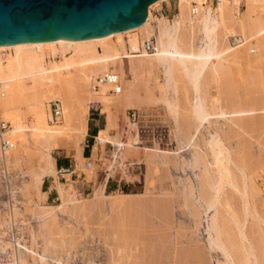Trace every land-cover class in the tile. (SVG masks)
I'll use <instances>...</instances> for the list:
<instances>
[{
    "label": "bare ground",
    "instance_id": "obj_1",
    "mask_svg": "<svg viewBox=\"0 0 264 264\" xmlns=\"http://www.w3.org/2000/svg\"><path fill=\"white\" fill-rule=\"evenodd\" d=\"M161 8L171 11L173 17H168L163 13L154 15L153 11ZM174 9H177V11L173 14L172 11ZM126 37H128V40ZM230 37H234V39L230 41ZM149 38L154 39L153 50L146 51L141 49L142 42ZM230 58L234 61H245V63L264 62V0H154L147 6L145 21L134 28L111 32L101 37L70 40L34 39L0 44V120L7 126V138L12 143L6 153L9 156L10 163L20 170L22 177L20 186L21 203L14 204L12 207L10 205V211L13 214V217L10 218L15 219V221H21L22 219L24 224L27 220H34V224L30 223L32 221H28L27 239H24V236H20L19 233H14L12 238L7 237L5 246L11 248V253L7 255L8 262L6 264H30L31 261L27 260L28 257L33 258V263L39 262L41 264H70L71 259H74V256H76V252L73 251L75 248L73 247L74 244L69 247L70 240L62 236L66 234V224L73 223L71 224L72 226L78 224L77 221L82 211H85L86 204L75 197L78 193L72 183L71 172L65 174L67 176L66 183L58 182L59 204L46 205L43 203L46 197L43 194L45 190L42 188L45 178L54 176L58 171L56 158L53 155L54 151L59 149L66 150L67 154H71L76 166H82L81 160H83V157L86 158L83 155V144L84 138L88 134L89 111L92 106H97L99 113L102 114L103 101L98 97H90L85 101L83 112L73 126L72 100L74 92L82 89L86 92L94 93L96 96L102 94L104 90L113 92L112 85L106 83L99 84L98 90L93 91L91 88L92 83L98 76L105 72L113 71L118 73L121 86L119 93H113L120 94L123 89L121 81L127 74L126 69L136 71L149 60L155 61L158 65L165 68L167 80L166 85L164 84V87L166 86L165 92H167L165 101L175 118V122H179V116L182 113L178 95V75L182 73L185 77L184 79H186L185 81L183 79V81L188 84L187 89L190 93V96L188 95L190 97L189 112L187 113L194 117L196 123L193 139L195 134L197 135L201 132L202 127L207 128V132L210 134L208 140L205 137L208 143L206 156L210 154L213 161L211 160L210 162L206 156H202L199 159L200 161L201 158L203 159L201 164L205 163L209 166L213 165V167L208 166V168L206 167L207 170H205L203 168L206 165H204L202 171L207 172V177L206 180L202 181L200 191L198 188L197 190L200 192L199 199L203 200V202L199 201L201 202L200 207H203V209L198 208L202 210V212H199L200 219L201 223L204 224L203 227H205V233L203 231L204 235L207 236L205 245L208 247L206 249L212 259L211 261L216 264L219 263V260L221 262V259H217V250L218 247H221L226 258L231 262L230 264H263L261 259H263L264 255L262 256V253L264 254V252L259 251L262 248L257 247L259 243L255 244L259 239L253 241L254 238L250 237V235H254L255 232H253L254 234L248 233L249 230L246 226L248 217L252 216V211L255 209L253 205L257 208L255 201L252 202L253 205L251 207V200L253 201L256 197L254 198V186L249 183L251 181H246V177L249 176V173L251 174L250 178H256V176L254 177L252 171H249V168L244 164V159H241L242 157L238 159L233 157L235 154L230 146L231 141L226 137L227 135H222L219 128L213 127L215 122H224V120L236 118V126L239 129H244L243 122H240V124L237 121L252 116L251 111L254 108H247L246 106V108H237L231 111L220 108L217 111L215 108L208 106L206 100L207 91H205L203 83L204 74L210 64H213L214 71L211 73L214 74V78L222 80L223 76L220 70L214 65L220 59L228 60ZM118 63L121 65V70H111ZM205 85L207 84L205 83ZM59 96L61 100H56V97ZM236 99L238 100V98ZM53 101L59 103L60 115L56 118L58 119L63 114L62 123L56 122L53 118L50 107V103ZM132 102L133 99L131 98L128 105H131ZM236 103L235 106L237 105ZM235 106L233 107L236 108ZM109 117L111 118V115ZM113 124L111 118L106 127L100 132L98 131V134L95 135V144L99 141L102 144V140L112 129ZM235 128L234 130H236ZM250 128L252 129L251 125ZM67 129H72L74 134L70 145L63 142L62 138V134ZM251 129H249L250 132L252 131ZM223 132L225 133L226 131ZM116 143L117 147H119L117 148L118 157H122L119 150H121L120 147L124 143L119 140ZM14 153H16L15 156ZM22 153L30 155L33 165V170L29 173L31 179L26 186L25 182L28 180L29 175L27 174L26 165L18 158V155ZM36 155H38V158L35 160ZM240 155H242L241 152L237 156L239 157ZM196 158L198 159L197 156ZM209 162H213V164L210 165ZM232 163L236 166L237 171L231 168ZM196 164H199V161ZM106 174L104 180L98 181L97 189L101 192L105 191L106 183L111 176L109 171ZM196 186L192 184L189 187L193 196L198 193ZM31 188L38 189L41 192V196L38 199L30 197L31 204L28 207L29 198L27 196H30ZM260 189L262 191L263 188L259 185L257 193L260 192ZM189 194L191 195V193ZM123 195L137 196L143 195V193H127ZM236 195L241 196L240 199H243V203L239 201L240 205L242 204L241 206H243L242 211L244 209V213L242 211L240 213L243 216L238 213V205L235 204L234 208L232 203V198ZM115 197V194L106 195L109 204L117 208L123 207V203ZM148 200H145L147 203L144 202V205L148 204ZM140 201L142 202V200ZM160 201L159 203L164 202ZM234 201L236 203L235 198ZM164 204L169 203L166 201ZM196 204L199 205L200 203L197 202ZM155 209L157 210V204ZM258 213H255V219H259L260 224L262 223L263 225L264 214H260L262 216L258 217ZM116 217L120 221L119 216L116 215ZM37 224H39V229L35 230L34 228L37 227ZM229 225H233V228L232 226L230 228ZM16 226L19 230L20 224ZM257 226L260 227V225ZM64 229L66 230L64 231ZM259 230L256 233L261 236L260 233H264V228H262L263 231L261 230V232ZM250 231L252 232V229ZM30 232L33 243L38 247H32L29 239ZM57 233L61 234L62 245L57 238ZM21 238L23 242H21ZM262 243L264 244V241ZM83 249L88 248L84 247ZM133 249L131 252H133ZM100 251V248L94 247L93 257L98 256ZM119 251L121 252L122 249ZM134 255L137 256L136 254ZM117 257L116 260L119 259ZM126 257L122 262L125 261ZM129 258H127L129 263L135 262L133 261L134 259L130 260ZM226 262H222V264H227L228 262ZM135 264H137V260Z\"/></svg>",
    "mask_w": 264,
    "mask_h": 264
},
{
    "label": "rangeland",
    "instance_id": "obj_2",
    "mask_svg": "<svg viewBox=\"0 0 264 264\" xmlns=\"http://www.w3.org/2000/svg\"><path fill=\"white\" fill-rule=\"evenodd\" d=\"M163 9L154 10V15L163 13L168 17H173L171 11H166L165 8ZM176 11L177 9H174L172 11L173 14L176 13ZM126 39L128 40V37H126ZM255 42L257 43V41ZM214 66H217L223 78L222 80L220 78H214V74H212L214 71L213 64H210L208 70L204 74V81L202 79L205 91H207L206 100L208 106L215 108L217 111L220 110V108L226 111L246 108V106L247 108H254V110L251 111L253 115L248 116L249 118H244L246 123H244V119L237 121L239 123L243 122L245 130L239 129L236 126V118L224 120V122H215L213 123V127L219 128L222 135H227L226 137L231 141L230 146L232 151L236 155L233 157H237L236 159L242 157L241 159H244V164L249 168V171H252L254 177L256 176V178H250L251 174L249 173V176L246 177V181H251L249 183H252L251 186H254L255 194H253L254 198H256L253 199V201L251 200V207L253 205L252 202L255 201L254 203H257V208L254 207V205L253 208L258 210L259 213L255 209H253V211H256L255 213H258V217H261L264 214V62L245 63V61H234L230 58L228 60L220 59ZM114 67H112L111 70H121V65L119 63L114 65ZM164 69L165 68L158 65L155 61L150 60L145 63V65L140 66L136 71H130V69L127 68V74L121 81L123 89L120 94H114L111 90L107 92L104 90L102 94L97 96L94 93H89L82 89H78L74 92L72 100L73 126L79 120L83 112L85 101L88 98L98 97L103 101L104 106L102 114L99 113V110L93 109H91L88 114L90 127L88 129V134L84 138L83 146L86 147L89 145V156L87 157H91V168H85L84 157L82 158L83 160H81L82 166L77 167L71 154H67L66 150L59 149L53 152L55 158L67 159V167L73 171L71 180L78 193L75 197L86 204L85 211H82L79 216L78 221H80H77L78 224L74 223L77 225L73 226L71 225L73 223L66 224L67 230L64 229V231L66 230V234L62 236L70 240L69 247H72L73 244V247H75L73 251L76 252V256H74V259H71L70 264H122L124 262V264H126V262H128L127 258L132 256L134 251V254L137 256L133 254L129 259H134L133 261L135 262H128V264H135L136 260L137 264H216L211 261L212 259L210 255H208L206 249L208 248L205 245L207 236L204 235L205 227H203L204 224L201 223L199 213L202 212L200 209H203V207H200L203 200L198 197L200 195L199 189H201V183L206 180L207 177V172L205 173V171H202V168L206 165L203 169L207 170L209 166L204 162V164H201L203 159L201 158L200 161L199 158L206 156L208 153V143L206 140H208L210 134L207 132V128L202 127L201 132L197 135L195 134L193 139L196 123L194 117L190 116V113H187L189 112L190 93L187 89L188 84H185L184 81L186 79H184L185 77L182 73L178 75V79L180 80H178V95L182 106V113L179 116V122H175V118L168 109V105L165 101L167 92H165L166 86L164 87V84L166 85L167 80ZM205 83L207 85H205ZM131 98L133 102L131 105H128ZM236 98H238V100ZM56 100H61L60 96L56 97ZM234 102H237L236 106ZM87 108L89 109L88 106ZM133 112H135L134 117L132 116ZM109 115H111L114 123L113 127L102 140V144H100L101 141L95 144L94 139L89 135H91V133L97 135L100 128L95 132L96 128L93 126V118L99 119V125L103 128L105 127L106 120L107 123H109L111 119ZM62 117L63 114L58 119L53 116L58 123L63 122ZM252 117L254 118L252 119ZM248 119L250 120L248 121ZM180 125L181 127H179ZM234 128L236 130H234ZM249 129L252 131L250 132ZM223 131L226 132L224 133ZM73 137L74 134L72 129H67V131L62 134L63 142L68 145L71 144ZM118 140L124 143L123 146L120 147L122 151L119 150L122 157H118L117 154V148L119 147H117L116 141ZM235 149L238 152H236ZM240 152L242 155L238 157L237 155H239ZM15 154L16 153H14V156ZM206 157L211 162L212 156L208 154ZM18 158L26 165L27 174L29 175L33 170L30 155L22 153L18 155ZM36 158H38V155L35 156V160ZM196 160L197 162L199 161L200 166L196 164ZM211 164H213V162L210 163V165ZM192 167L194 168L192 169ZM209 167H213V165ZM57 168V173L52 177L47 176L42 186L45 190L43 194H45L47 198V200L46 198L43 200V203L46 205H57L60 203L57 185L58 182L66 183L67 176H65V174L67 172L63 174L60 170L61 167L57 166ZM231 168L237 171L233 163L231 164ZM108 171L111 173V176L106 183L105 191L101 192L97 189L98 181L104 180ZM30 179L29 175L28 180L25 182V186L29 184ZM192 184L197 185L196 190L197 188L199 190H197V196L194 195L195 198L189 189ZM258 184L263 188L262 191L260 189L259 193H257L259 188ZM126 190L128 192H125ZM141 192L143 195H123ZM40 193L38 189H30V196H27L29 198L28 207L29 204H31L30 197L38 199L39 196H41ZM189 193H191L192 196ZM109 194H115V198L123 203V207L117 208L109 204L106 199V195ZM240 197L241 196L236 195L232 198L234 208L236 205H238L237 208L239 207V214L244 211V209L242 211V204L240 205L241 201V203H243V199H240ZM140 200H142V202ZM145 200H148V204L144 205V202L147 203ZM160 200L164 202L159 203L161 202ZM150 201L154 204H151ZM166 201H168L169 204H164ZM175 201L176 203H174ZM196 201L200 204H196ZM156 204L157 210L155 209ZM198 207H200V209ZM253 211L252 216L248 217L246 226L249 231H247L248 233L255 232V234L253 233L254 235H249L254 238V240L252 239L253 241L259 239L257 241L260 242L256 241V243H254L256 245L259 243L257 247L263 248L264 244L262 242L264 241V235L262 234L264 233L261 232V230L264 228V224H260V220L255 219L256 214ZM260 214L262 215L260 216ZM116 215L119 216L120 221L116 219ZM113 220L115 221L113 222ZM116 220L119 221V224L115 223L117 222ZM255 223L257 224L255 225ZM117 225L120 227L118 228ZM257 225H260V227ZM113 226L115 227L112 228ZM231 226L233 228V225H229L230 228ZM34 229L38 230L39 224H37V227ZM251 229L252 232L250 231ZM258 230L261 232V236L256 233ZM60 235L61 234L57 233L58 237H56L62 245L63 242ZM29 239L32 247H36L37 245L32 241L31 232ZM84 247L88 249H85V251L83 249ZM94 247L100 248L101 250V253L99 252L98 256L95 257H93L94 254L92 253ZM262 248H260L259 251L264 252ZM121 249L122 251L120 252L119 250ZM132 249L133 252H131ZM79 252L82 253L80 254ZM222 252L223 249L218 247L217 259H221V262L218 259L220 264L228 260L224 252L223 254ZM259 253L261 254V252ZM114 255L119 259L116 260ZM263 255L262 253V256ZM124 256L127 257L125 261L122 262L125 258ZM32 259V257L27 258L29 262L31 261L30 264H41L39 262L33 263ZM263 259L261 260L264 264ZM112 260L115 261L113 262ZM227 262V264L231 263L229 260Z\"/></svg>",
    "mask_w": 264,
    "mask_h": 264
},
{
    "label": "water",
    "instance_id": "obj_3",
    "mask_svg": "<svg viewBox=\"0 0 264 264\" xmlns=\"http://www.w3.org/2000/svg\"><path fill=\"white\" fill-rule=\"evenodd\" d=\"M154 0H0V44L101 37L141 25Z\"/></svg>",
    "mask_w": 264,
    "mask_h": 264
},
{
    "label": "built area",
    "instance_id": "obj_4",
    "mask_svg": "<svg viewBox=\"0 0 264 264\" xmlns=\"http://www.w3.org/2000/svg\"><path fill=\"white\" fill-rule=\"evenodd\" d=\"M234 37H230L232 41ZM154 48V39L149 38L145 39L142 42L141 49L146 51H152ZM106 83L112 85L113 92L119 93L121 90L119 75L116 72L109 71L103 73L101 76H98L96 80L92 83L91 88L93 91L99 89V84ZM91 109L98 110L97 106H92ZM51 111L53 116L56 118L60 115V107L57 101L51 102ZM132 116H135V112L132 113ZM7 126L3 121L0 120V264H6L8 262V256L11 253V248L5 246V241L7 237L12 238L14 233H19L20 236H24V239L28 237L27 225L30 221L31 224H34V220L30 219L24 224L21 221H15L12 212L10 211V205L21 203L20 199V186H21V173L20 170L14 167L9 160V156L6 153V150L12 146V143L7 138ZM95 141V135H89ZM85 168L91 166L90 157L85 158L84 162ZM62 173L71 172L68 167L60 168ZM61 174V175H63ZM29 221V222H28ZM17 224H20L19 230ZM7 230V235H6ZM21 242L23 239L21 238Z\"/></svg>",
    "mask_w": 264,
    "mask_h": 264
},
{
    "label": "trees",
    "instance_id": "obj_5",
    "mask_svg": "<svg viewBox=\"0 0 264 264\" xmlns=\"http://www.w3.org/2000/svg\"><path fill=\"white\" fill-rule=\"evenodd\" d=\"M88 125L90 127V121L88 122ZM97 130H95L96 132ZM91 135H95V133H91ZM83 155L85 157L89 156V145H87L86 147H84V150H83ZM56 164L57 166L59 167H67L68 166V161L67 159L63 158V159H60V158H56ZM125 192H128L127 190ZM139 192V191H138Z\"/></svg>",
    "mask_w": 264,
    "mask_h": 264
},
{
    "label": "crops",
    "instance_id": "obj_6",
    "mask_svg": "<svg viewBox=\"0 0 264 264\" xmlns=\"http://www.w3.org/2000/svg\"><path fill=\"white\" fill-rule=\"evenodd\" d=\"M106 119H107V117H106ZM105 120V119H104ZM99 122H100V120L99 119H97V118H93V126L96 128V130H98L99 128H100V130H99V132L104 128H101V126L99 125ZM104 124V123H103ZM108 123H107V120H106V124H105V127H106V125H107ZM88 129H89V125H88ZM62 168H65V167H62Z\"/></svg>",
    "mask_w": 264,
    "mask_h": 264
}]
</instances>
